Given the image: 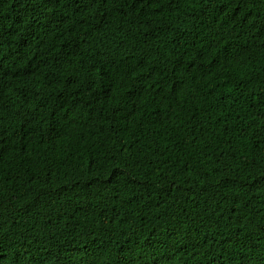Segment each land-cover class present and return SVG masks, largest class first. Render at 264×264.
<instances>
[{
	"label": "trees",
	"instance_id": "16d2710c",
	"mask_svg": "<svg viewBox=\"0 0 264 264\" xmlns=\"http://www.w3.org/2000/svg\"><path fill=\"white\" fill-rule=\"evenodd\" d=\"M0 264H264V0H0Z\"/></svg>",
	"mask_w": 264,
	"mask_h": 264
}]
</instances>
